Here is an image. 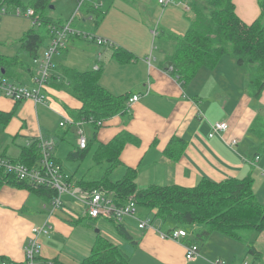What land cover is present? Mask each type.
<instances>
[{"label":"crops","instance_id":"1","mask_svg":"<svg viewBox=\"0 0 264 264\" xmlns=\"http://www.w3.org/2000/svg\"><path fill=\"white\" fill-rule=\"evenodd\" d=\"M19 1L23 4L30 2ZM233 1L237 15L244 23L251 24L259 17L258 0ZM97 3L102 4L99 11L105 13L100 28L107 21H116L108 15L109 8L102 10L104 0H97L84 5L74 26L109 40L114 46L100 47L92 41L70 38L62 56L55 58L54 77L57 79L56 84L49 82L44 92L49 97L47 104H35L33 101L18 103L0 95L1 154L18 162L25 147L33 141L42 137L57 139L59 143L54 148L53 160L77 185L78 180L88 182L109 168L104 161L101 164L96 162L99 146L109 144L119 135L128 134L134 140L124 146L120 165L110 175L113 180L121 179L128 169L136 170L140 190L152 186L192 189L203 178L215 182L251 178L254 180L256 198L264 205V92L260 99L250 96L245 68L232 60L225 65L224 57L215 70H200L185 86L172 75V64L164 55L155 58L149 43H146L144 50L140 49L141 40L135 33L133 35L138 23L135 25L132 21H137L133 18L131 21L120 18L122 25H131L126 31H118L129 35V40L109 34L104 28L97 33L100 24L96 25L89 13ZM148 7H153V2L150 1L146 9ZM29 22L20 18L4 20V28H0L2 55L14 58L1 51V44L5 41L14 44L15 40L20 42L27 32L34 30ZM22 23L25 25L20 27ZM91 23L94 31L89 29ZM15 30L16 37L10 32ZM38 31L47 36L43 47L45 51L50 44V32L48 37L47 29ZM122 48L129 56L123 62L114 58V53ZM74 51L85 55L83 63H74L76 65L72 67L67 59ZM43 54L39 53L36 58L24 56L30 59L27 70H24L21 57L20 64L13 65L14 74L9 79L15 78L19 85L25 84L23 86L33 89V79L37 75L34 60ZM96 66L101 71L100 84L105 90L114 96H127L129 99L138 96L139 99L130 107L127 102L128 110L108 119L100 129L84 124L83 132L89 151L83 159L73 158L70 157L72 153L80 150V128L77 124L68 123L64 127L60 124L67 120L81 122L78 112L83 104L61 84V75L64 68L91 72L95 71ZM223 122L229 127L223 133V138H211V126ZM174 139L177 141L172 143ZM232 140L238 142L233 148L225 142ZM170 146L171 150L167 153ZM257 156L260 157L258 162ZM39 162L38 159L31 167ZM116 173H119V177L114 179ZM32 195L26 188L9 184H4L0 189V259L4 261L26 264L25 249L33 228L49 223L52 231L49 236L40 238L42 251L37 264H54L56 261L59 264H81L102 239L120 248L129 257L128 264H214L217 260L224 264H264V232L250 236L253 253L245 242L234 241L220 234L212 235L202 248L192 235L179 241L162 239L155 230H140L139 223L134 219H125L121 224L90 219L85 215L83 206L71 198H66L63 210L49 218L46 202L40 198L39 204L31 200ZM139 217L146 219L142 211ZM173 229H176L173 225L163 227L164 231ZM189 243L197 244L200 248V257L194 261L186 259V245Z\"/></svg>","mask_w":264,"mask_h":264},{"label":"trees","instance_id":"2","mask_svg":"<svg viewBox=\"0 0 264 264\" xmlns=\"http://www.w3.org/2000/svg\"><path fill=\"white\" fill-rule=\"evenodd\" d=\"M188 5L190 27L183 36H173L174 51L167 57L172 64L170 71L185 86L189 84L202 69L215 70L224 57H232L238 66L247 69L248 90L251 97L260 99L264 92V0H258L259 17L251 24L244 23L236 13L233 0H177ZM33 9L40 16L39 28L47 29L54 22L46 14L52 0H30L23 4L19 0H0V4ZM96 25H99L105 13L89 10ZM48 37H49V30ZM47 36L38 30L27 32L20 40V55L9 58L0 53V74L11 78L14 74L13 65L20 64V58L27 56L36 58L46 43ZM114 58L126 61L128 52L123 48L114 53ZM62 85L82 104L78 112V120H108L128 110L127 96H114L100 84L101 71L80 72L64 68ZM53 76L51 83L56 84ZM10 80V79H9ZM60 86V85H59ZM96 129H100L93 125ZM103 127V126H102ZM101 127V128H102ZM49 139V138H45ZM51 140V139H49ZM131 135L117 136L107 145L101 144L96 155V162L109 164L107 171L88 182L78 180L77 185L87 189H103L114 193L117 205L126 204L134 197L139 209L146 218L159 221L163 227L170 225L190 230L198 244H206L214 234H220L234 241L245 242L253 253L254 246L250 242L252 233L264 232V205L260 203L253 190L254 180L228 179L222 182L203 178L192 189L179 186H152L138 189L137 172L128 169L118 180L110 175L120 165V155L124 146L133 141ZM57 146V139L52 140ZM177 139L172 141L176 142ZM135 143H138L135 141ZM38 140L25 147L18 162L33 166L39 159ZM171 150H167V153ZM89 151L79 150L70 157L83 159ZM4 184L26 188L50 202L55 196L51 189L35 188L27 181H20L0 169V189ZM197 228L194 230L193 227ZM193 230V231H192ZM126 238L128 236L124 234ZM190 236V235H189ZM194 244V243H191ZM197 245V244H196ZM4 261V260H3ZM8 264L11 262L5 261ZM129 257L120 248L99 240L93 247L91 255L81 264H128ZM54 264H59L57 261Z\"/></svg>","mask_w":264,"mask_h":264},{"label":"built area","instance_id":"3","mask_svg":"<svg viewBox=\"0 0 264 264\" xmlns=\"http://www.w3.org/2000/svg\"><path fill=\"white\" fill-rule=\"evenodd\" d=\"M78 6L76 13L73 17L64 24L51 23L48 25L50 32V44L44 51L41 58L35 59L34 62L37 65V75L34 78L35 86L33 89L18 85L10 82L7 78H4L0 74V95L12 99L15 102L21 103L25 101H33L35 104H47L49 97L45 94V90L53 76L55 70V58L60 56L62 51L66 48V45L70 38L77 37L87 41L95 42L98 46H114V44L108 40L98 38L94 34L88 33L84 30L78 29L74 26V22L77 20L87 0H77ZM159 5L162 7L183 6L186 11H189L187 4L177 0H159ZM102 4H95L93 9L100 10ZM14 15L17 17H24L32 19L35 25L40 26L41 19L35 11L31 8L22 9L15 7L13 12H10L4 4H0V18L4 15ZM153 35H157L156 31ZM99 67H95V71H98ZM138 96H133L128 101V106L138 101ZM77 124L79 130L78 146L80 150H85L88 146V141L83 132V125L88 123L95 125L98 128L103 126L102 121L96 122L93 119L81 122H73L67 120L62 122L61 127L66 124ZM212 131L210 137L219 136L223 138V133L228 130L227 123H216L211 126ZM231 148L235 147L238 142L232 140L230 142L225 141ZM29 146V145H28ZM39 151V164L35 167L28 166L19 162H15L5 158L1 154L0 150V169L10 176L17 178L20 181H27L31 183L35 188L51 189L55 192V196L50 202H47L46 212L49 218L54 216L58 211L63 210L65 207L66 198H71L78 204L82 205L85 209V215L90 219H103L108 221H116L121 224L125 219H134L139 223L140 230H155L162 239L179 241L180 239H186L189 237L190 232L186 229H173L170 231H164L159 221L146 218L140 219L139 207L134 197L129 198L128 202L122 206L117 205L114 201V193L103 190L94 189L87 190L80 186L75 185L71 179L65 175L60 165L56 164L53 160V152L55 144L52 140L40 138L37 145ZM260 157H256L258 162ZM264 172V171H263ZM160 223V224H159ZM52 231V227L49 223H45L43 226L34 227L32 230V236L26 245V264H37V259L42 251V244L40 238L43 236H49ZM200 257V248L196 244L189 243L186 245V259L188 261H194ZM0 264H8L0 259ZM214 264H224V262L217 260ZM242 264H258L256 262L249 263L243 262Z\"/></svg>","mask_w":264,"mask_h":264},{"label":"rangeland","instance_id":"4","mask_svg":"<svg viewBox=\"0 0 264 264\" xmlns=\"http://www.w3.org/2000/svg\"><path fill=\"white\" fill-rule=\"evenodd\" d=\"M97 0H87L86 3H93ZM111 1V2H110ZM104 0L105 6L102 8V10H106L109 8V16H111L112 19L116 20L114 22L107 21L105 22V25H103L101 28V24L98 26V29L96 30L97 33L102 32V28L107 29V33L119 35L121 37H126L128 40L130 39V36L127 34L119 33L118 31H126L129 28H131V25H122V21L120 18L127 19L131 21V18H133L135 21H132L135 23V25L138 23L137 28H135L134 33L137 35V37L141 40L140 49L144 50L146 43H149V46L152 49V54L156 58L157 56L164 55L165 58L170 56L174 51V37L173 36H183L186 31H188L190 27V19H192L191 14L186 15V9L183 6H168V7H162L158 5V0ZM150 1L153 2V7H146L150 4ZM3 4V3H1ZM113 4V6H112ZM7 8H9L10 12H13L15 6H10L8 4H4ZM110 6V7H109ZM157 6V7H156ZM152 8V9H151ZM77 10V1L76 0H52L51 6L49 7L48 12H46L47 16L51 18L54 22L57 23H67L71 19V15L75 14ZM116 14V15H113ZM7 18H20L25 19L31 22H29V26L31 25L34 30H39L38 25H35L32 19L24 18V17H17L12 15H4V17L0 18V28H4L2 25L4 20ZM78 19V18H77ZM108 19V17H107ZM149 23L151 24L149 26ZM76 24V21L74 22V25ZM104 24V22H103ZM25 23H22L20 25L23 26ZM92 23L89 24V29H92L93 31L95 29L92 28ZM45 28H42L43 31ZM151 29V30H150ZM153 29V30H152ZM48 30V27H47ZM91 30V31H92ZM92 31V32H93ZM156 31L157 35H152L153 32ZM6 31H1V33H4ZM11 35H14L16 37V30L10 31ZM150 33V36H149ZM96 37L101 38L100 36ZM117 37L115 38V40ZM106 40V39H105ZM16 44L5 41L3 44H1V51L5 52L6 54L13 55V57L19 56L20 54V42L15 40ZM109 41V40H108ZM111 42V41H110ZM113 43V42H112ZM44 48L40 50V54H43ZM63 52V51H62ZM84 53H79L78 51H74L72 54L70 53L67 59V63L69 66L75 67L78 63L84 62ZM62 56V55H61ZM59 57V56H58ZM61 58V57H60ZM24 60V70H27L29 63L27 62L28 58L22 56V59ZM235 62L237 65V61L232 57H225L223 59V62L225 65L227 62ZM63 62L66 60H62ZM31 62V61H30ZM33 63V62H32ZM76 63V64H74ZM244 68V67H242ZM245 72H247V69H244ZM248 74V73H247ZM34 80V79H33ZM12 83H17V79L13 78L10 80ZM25 85V84H20ZM35 86V83H34ZM26 87V86H24ZM31 89V88H30ZM119 173H116L113 178L117 179ZM131 198V197H130ZM31 200L37 201L39 204H41V200L38 196L35 194L32 195ZM47 206V202H46ZM139 213L141 210H138ZM171 225V224H170ZM197 227L194 226L193 229L195 230ZM184 229V228H183ZM95 231V230H94ZM190 231V230H187ZM193 231V230H192ZM193 235V234H192ZM204 245V244H203ZM200 244V247L203 246ZM66 245L64 246V248ZM203 248V247H202ZM38 261V260H37Z\"/></svg>","mask_w":264,"mask_h":264}]
</instances>
